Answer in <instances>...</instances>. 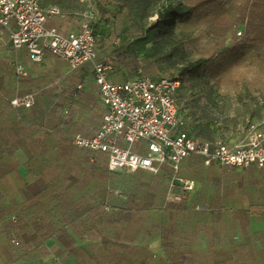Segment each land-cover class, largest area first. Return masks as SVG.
Returning <instances> with one entry per match:
<instances>
[{
  "label": "trees",
  "instance_id": "obj_1",
  "mask_svg": "<svg viewBox=\"0 0 264 264\" xmlns=\"http://www.w3.org/2000/svg\"><path fill=\"white\" fill-rule=\"evenodd\" d=\"M40 1L63 11L70 3ZM91 1L97 59L113 65V81L139 68L153 78H177L183 88L208 71L224 79L234 63L245 62L231 37L252 49L250 62L264 76V0H171L148 27L141 19L153 13L145 0ZM159 37L170 44L161 48ZM6 51L0 55V264H264V212L252 210L264 207V168L248 178L253 199L241 205L232 193L242 172L192 154L180 176L195 180L196 190L168 201L169 164L156 173L110 170L106 152L73 142L77 133L93 134L106 111L90 63L68 71L45 50L43 71L27 67L21 76L12 62L26 63V50H14L10 41ZM36 88L33 105H12L16 94ZM183 109L181 129L209 138ZM158 239L160 254L148 247Z\"/></svg>",
  "mask_w": 264,
  "mask_h": 264
},
{
  "label": "built area",
  "instance_id": "obj_2",
  "mask_svg": "<svg viewBox=\"0 0 264 264\" xmlns=\"http://www.w3.org/2000/svg\"><path fill=\"white\" fill-rule=\"evenodd\" d=\"M56 15L64 17L65 13L57 5L43 6L40 0H0V39L8 37L16 51L25 49L31 63L41 62L44 51L48 50L67 63L68 71L87 63L93 66L96 91L106 111L93 134L74 136L76 145L93 152H106L110 170L129 174L141 168L156 173L162 164H169L172 177L168 201H182L196 190L195 180L180 176L183 161L192 154L204 156L206 165L217 162L237 170L252 165L264 168V124L249 122L229 142L188 135L181 129L185 121L178 102L179 79L153 78L139 68L136 75L124 81L111 80L109 73L113 65L97 59L91 25L97 13L88 12L77 29L48 27V20ZM242 27L237 31L238 36L244 32ZM12 63L19 75L28 74V68L19 60ZM81 87L79 84L78 88ZM38 94L37 88L16 94L12 105L31 106ZM197 209L206 210L207 205L198 204Z\"/></svg>",
  "mask_w": 264,
  "mask_h": 264
},
{
  "label": "rangeland",
  "instance_id": "obj_3",
  "mask_svg": "<svg viewBox=\"0 0 264 264\" xmlns=\"http://www.w3.org/2000/svg\"><path fill=\"white\" fill-rule=\"evenodd\" d=\"M90 1H88V7L91 6ZM170 1H143V6H147L153 15L149 18H142V24L148 27L151 22L156 21L158 18L156 13ZM69 2H71V5L75 3L81 4L80 0H69ZM50 4L53 3H48L45 6ZM68 6L69 4L64 8H68ZM58 16L60 15L54 16V20ZM240 26H243L241 29L245 31V26L243 24H240ZM238 30L239 28L237 27ZM242 35L238 36L237 34L238 37H242ZM231 38L233 41L238 39L235 44L242 47L241 50L245 59L242 56L241 59L245 60V62L234 63L232 68L233 74L224 79H219L216 75L210 74L209 71L207 73L204 72L198 77H194L191 81L187 82L184 88L181 87L183 97L178 100L179 106L186 109V117L189 123L197 124L204 134L209 135V138L214 140L235 137L237 132L243 130L251 121L264 124V76L258 75V72H256L257 67L250 62L249 57L251 56L252 49H246L240 40L241 38ZM159 40L161 41V48L170 44V38L159 37ZM9 42L8 37L0 39V44H3V46L0 45V55H6V50L9 49ZM229 42L230 44L233 43L232 41ZM195 54L197 55V53ZM24 65L37 72H41L47 65V62H26ZM62 66L64 67V65ZM201 137L205 136L201 135ZM258 174H260V170L256 165H252L246 173L245 171L242 172L241 178L237 181L236 189H233L232 198L240 201L241 205L245 204L247 200H252L253 197L250 196L252 191L250 190L248 178ZM201 188L199 184L198 190H201ZM196 196L192 201L196 199ZM187 197L190 201L189 196ZM148 247L158 254L162 253L159 239L150 243Z\"/></svg>",
  "mask_w": 264,
  "mask_h": 264
},
{
  "label": "crops",
  "instance_id": "obj_4",
  "mask_svg": "<svg viewBox=\"0 0 264 264\" xmlns=\"http://www.w3.org/2000/svg\"><path fill=\"white\" fill-rule=\"evenodd\" d=\"M80 1H81V4L80 3H78V4L75 3L74 5H71L70 4L71 2H70L68 8H66L64 10L65 16L64 17L58 16L55 20H54L55 17L52 18V20L51 19L48 20L47 26L48 27H54V26H56V27L61 28V29H70V28L77 29V28H79L81 22L86 18V14L88 12H90V11H95V4H94L93 1H90V0H80ZM88 1L91 2V6L90 7H88ZM27 62H30L28 60V57H27ZM182 113L183 114H186V109L185 108L183 109ZM188 122H189V120H188ZM239 134H240V131L237 132V134H236L235 137H232V138H229V139H224V140H221V141H227V142H229L230 140L236 138ZM198 137L199 138H204V139H207V140H214V139L205 138V137H201V136H198ZM181 169H182V165H181ZM248 169H246V170H238V171H241V172H244L245 171V173H246V171ZM252 210L253 211H256V212H262L263 213L264 212V207H262V206H255V207L252 208Z\"/></svg>",
  "mask_w": 264,
  "mask_h": 264
}]
</instances>
